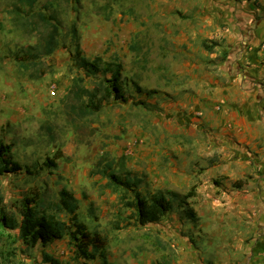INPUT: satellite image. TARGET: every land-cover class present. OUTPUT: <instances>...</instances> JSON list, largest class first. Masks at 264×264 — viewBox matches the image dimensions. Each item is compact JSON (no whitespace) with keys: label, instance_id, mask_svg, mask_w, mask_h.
<instances>
[{"label":"crops","instance_id":"obj_1","mask_svg":"<svg viewBox=\"0 0 264 264\" xmlns=\"http://www.w3.org/2000/svg\"><path fill=\"white\" fill-rule=\"evenodd\" d=\"M117 1L127 3V9L115 13V24L103 27L120 30L134 41L137 35H150L151 49L177 52L171 58L161 56L163 64L177 68L155 77L153 64L142 65L136 58L125 74L128 64L119 62L129 84L142 89L129 93L128 102H112L120 114L114 155L124 162L130 179L153 192L194 190L190 204L201 219L197 229L204 233L192 226L191 239L197 245L180 234V264H206L203 258L213 264H264V0ZM88 2V9H98ZM78 24L82 30L83 20ZM89 171L65 172L77 185L73 190L79 205L95 215L96 231L110 230L104 236L108 264H153L156 252L135 244L152 227L166 232V217L139 225L135 210L121 201V190L102 192L101 182L91 188L95 181ZM95 176L107 186V178ZM93 204L100 215L91 210ZM63 241L71 247L66 238L40 247L42 255L52 256L55 244Z\"/></svg>","mask_w":264,"mask_h":264},{"label":"rangeland","instance_id":"obj_2","mask_svg":"<svg viewBox=\"0 0 264 264\" xmlns=\"http://www.w3.org/2000/svg\"><path fill=\"white\" fill-rule=\"evenodd\" d=\"M88 1H93L92 6L98 9H88ZM121 9L126 10L127 3L121 5V2L117 0H101L100 2L38 0L33 8H30L27 0H0V109L3 110L2 113L0 112V121L6 119L0 124V139L12 145L13 159L24 168L18 174L0 176L2 196L0 207L7 212L19 215L22 202L26 198L43 197L49 201L56 199V195L63 188L70 189L74 193L73 189L77 188V185L74 181H70L65 172L67 169L83 170L87 167L91 173L90 179L95 181V184L91 183L90 187L101 182L100 191L102 192L107 190L108 186L102 184L100 177L96 182L95 171L110 162L114 163L117 174L124 176L123 174L128 171L125 169L124 162L117 158L112 150V146L120 137L117 124V117L120 114H118V107L112 105L114 99L109 98L104 102L106 109L80 118L71 110V106L78 103L70 94L75 77H82V84L86 88L99 89L98 98L104 94L103 77H86L82 67L84 59L93 61L101 57L105 62H124L128 64L125 74L132 69V66H129L130 60L136 58H140L142 65L144 61L151 62L155 77L164 76L167 72L170 74L169 71L176 72L174 70L177 67L163 64L161 56L170 57L177 52L151 49L150 35H137L134 41L120 30L103 27L106 22L108 26L115 24L117 22L115 13ZM40 11L45 12L54 23L59 25L60 44L53 55L30 60L27 62L28 66L22 65L15 59L16 54H22L29 46H36L42 39L43 31H40L41 29H38L36 25L37 14ZM93 13L99 17L91 16ZM82 20L84 24L81 30L78 23ZM164 57L163 59L166 58ZM158 62H162L159 67L156 66ZM41 73V78H33ZM26 78L29 81H25ZM123 79L128 95L138 92L132 82V85L129 84L127 77L123 76ZM53 88H55V95L52 93ZM40 94L42 97L38 100ZM14 109L19 111L14 112ZM24 111L28 113L24 115ZM31 112L32 114H29ZM98 130H101L100 134L97 133ZM82 144L85 145L83 150ZM69 152L75 155L76 160L67 156ZM58 156L60 159H56ZM82 157L87 158V161L83 162ZM103 158L106 160L99 164ZM48 160L55 161L58 167L56 169L46 167L45 163ZM25 168H29L32 174H29ZM237 184L238 182L233 185L237 186ZM139 189L143 194L154 193L147 185L139 186ZM123 193V191L120 192L121 196ZM190 193H192L191 197L188 196ZM177 194L180 198L174 200V209L166 216L169 226L166 229L167 233L152 227L150 231L140 233V239L135 244L137 249L149 250L150 254L156 252L153 263L180 264L183 260L180 253L183 244L180 242V234L181 237L187 235L190 239L193 238L192 226H195V232L199 235L204 233L202 228L199 231L197 229L201 225V219L190 204L194 198V190L187 194ZM85 195L87 194L84 193ZM127 197L132 199L133 194L130 192ZM189 207L197 213L198 222L186 219L184 210ZM93 209L100 215L94 208V204ZM79 218L92 233L97 232L95 215L91 214L88 207L80 206ZM185 224L189 228H184ZM109 232L110 230L103 229L97 233L106 242L104 236ZM189 243L197 245L194 239H191ZM207 243V241L199 242V245L203 246ZM55 245L56 250L50 247L53 251L52 256L64 263L70 262L72 248L64 241ZM203 261L206 264H213L210 258H203ZM0 264H44L42 249L40 247L28 249L19 240L17 231L7 232L0 229Z\"/></svg>","mask_w":264,"mask_h":264},{"label":"trees","instance_id":"obj_3","mask_svg":"<svg viewBox=\"0 0 264 264\" xmlns=\"http://www.w3.org/2000/svg\"><path fill=\"white\" fill-rule=\"evenodd\" d=\"M27 1L30 8H33L38 2V0ZM37 17L36 25L38 29H41L40 31H43L42 39L36 46H29L22 53L23 57H21V53L16 54L15 59L22 65H27L30 60L53 55L60 44L59 25L54 23L52 18L43 11H40ZM82 67L86 77L102 76L105 87L104 94L98 98L99 89H88L83 86L82 77L74 78L70 94L78 104L72 105L71 110L77 116L84 118L100 112L104 102L109 98L122 102L129 101L130 96L126 91L123 68L120 63L105 62L101 57H97L93 61L82 60ZM41 76L42 73L39 76H33V78L39 79ZM136 88L141 91L140 87L136 86ZM56 159H60V156ZM105 160L103 158L99 164ZM45 166L50 169L58 167L57 163L51 160H48ZM25 169L29 174H32L29 168ZM23 170V166L13 159L12 145L0 139V176L18 174ZM94 173L108 179V188L124 192L121 201L126 207L135 210L137 222L141 226L159 223L173 211L174 200L180 198V195L175 192L157 191L143 194L139 189L142 181L130 179L131 173L128 171L123 174L124 176L117 174L113 162L107 163ZM130 192L133 194L132 199L127 197ZM191 195L192 193L188 196L191 197ZM1 202L0 192V204ZM79 209V200L75 194L67 188H63L56 195V199L49 201L43 197H39V199L26 198L22 202L19 215L9 213L0 207V229L7 232L17 231L19 240L28 249L46 248L56 241L69 238L73 252L71 261L64 263L43 253L44 264H78L82 260L89 262L97 258L102 260V264H108L105 241L99 233H92L88 226L80 221ZM91 210L93 211V205H91ZM184 215L192 222L199 220L195 210L190 207L184 210ZM153 264L162 263L155 262Z\"/></svg>","mask_w":264,"mask_h":264},{"label":"built area","instance_id":"obj_4","mask_svg":"<svg viewBox=\"0 0 264 264\" xmlns=\"http://www.w3.org/2000/svg\"><path fill=\"white\" fill-rule=\"evenodd\" d=\"M262 49L264 50V45H262ZM53 95H55L56 94V92H55V88H53Z\"/></svg>","mask_w":264,"mask_h":264}]
</instances>
